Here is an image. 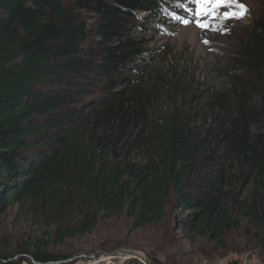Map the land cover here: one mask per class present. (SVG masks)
<instances>
[{
  "label": "trees",
  "instance_id": "trees-1",
  "mask_svg": "<svg viewBox=\"0 0 264 264\" xmlns=\"http://www.w3.org/2000/svg\"><path fill=\"white\" fill-rule=\"evenodd\" d=\"M62 1L0 0V217L17 206L44 228L0 264H56L67 257L50 247L92 234L101 219L136 231L158 226L170 205L187 213L179 225L189 242L224 246L246 227L264 243V103L215 95L201 128L176 112L166 129H146L135 79L120 92L100 86L148 51L126 34L128 18L161 6ZM253 30L243 65L264 92V14Z\"/></svg>",
  "mask_w": 264,
  "mask_h": 264
},
{
  "label": "rangeland",
  "instance_id": "rangeland-1",
  "mask_svg": "<svg viewBox=\"0 0 264 264\" xmlns=\"http://www.w3.org/2000/svg\"><path fill=\"white\" fill-rule=\"evenodd\" d=\"M151 1L161 8L134 12L124 27L126 34L144 42L148 51L130 65L134 71L118 75L117 84L111 81L115 77L105 80L101 90L120 92L129 88L123 79H135L145 127L152 131L157 130L156 125L166 129L176 112L195 129L201 128L209 114L205 107L215 95L232 103V92L237 97L244 94L246 107L264 103V92H260L263 88L251 82L254 77L243 65L247 40L257 35L254 23L264 14V0H239L246 6V14L226 21L198 15L202 9L211 12L214 6L198 5L194 0ZM62 2L70 7L74 0ZM86 20L89 25L93 22L89 16ZM197 20L211 23L215 30L198 27ZM186 215L170 205L158 226L136 231L131 230L127 219H101L92 234L49 250L55 256H66L64 261L84 260L83 264L88 260L117 264L131 258L128 253L144 264H264V243L257 230L237 229L226 236L224 246L206 237L189 242L179 225ZM43 231L38 222L19 213L17 206L9 208L0 217V254L16 258L19 249L30 240L40 239Z\"/></svg>",
  "mask_w": 264,
  "mask_h": 264
},
{
  "label": "snow or ice",
  "instance_id": "snow-or-ice-1",
  "mask_svg": "<svg viewBox=\"0 0 264 264\" xmlns=\"http://www.w3.org/2000/svg\"><path fill=\"white\" fill-rule=\"evenodd\" d=\"M198 5H212L214 6L211 12L206 9H202L198 15L202 17H211V19H219V20H228V19H240L247 12V8L244 4L240 3L239 0H194ZM220 9H231L229 11L220 12ZM238 9V10H237ZM197 26L202 29L215 30L212 27L211 23L196 21ZM184 23H188V21H184ZM205 43H210L209 41H205Z\"/></svg>",
  "mask_w": 264,
  "mask_h": 264
},
{
  "label": "built area",
  "instance_id": "built-area-1",
  "mask_svg": "<svg viewBox=\"0 0 264 264\" xmlns=\"http://www.w3.org/2000/svg\"><path fill=\"white\" fill-rule=\"evenodd\" d=\"M125 259L126 258H123L122 260L120 259L121 261H119L117 264H122ZM83 261L84 260H79V261L73 262V260L69 259V260H66V261L57 262L56 264H83ZM87 262H88L87 264H97L94 261L91 262V261L88 260ZM141 263L144 264L143 262H141Z\"/></svg>",
  "mask_w": 264,
  "mask_h": 264
},
{
  "label": "water",
  "instance_id": "water-1",
  "mask_svg": "<svg viewBox=\"0 0 264 264\" xmlns=\"http://www.w3.org/2000/svg\"><path fill=\"white\" fill-rule=\"evenodd\" d=\"M121 254H125V252H121ZM128 254H130V256L129 257H131V258H135V255L134 254H131V253H128ZM137 258V257H136Z\"/></svg>",
  "mask_w": 264,
  "mask_h": 264
}]
</instances>
